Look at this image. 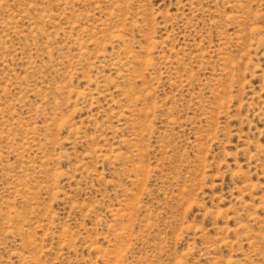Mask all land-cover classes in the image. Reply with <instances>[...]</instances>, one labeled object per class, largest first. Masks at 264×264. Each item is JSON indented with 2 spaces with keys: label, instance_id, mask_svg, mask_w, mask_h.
Segmentation results:
<instances>
[{
  "label": "rangeland",
  "instance_id": "1",
  "mask_svg": "<svg viewBox=\"0 0 264 264\" xmlns=\"http://www.w3.org/2000/svg\"><path fill=\"white\" fill-rule=\"evenodd\" d=\"M0 264H264V0H0Z\"/></svg>",
  "mask_w": 264,
  "mask_h": 264
}]
</instances>
